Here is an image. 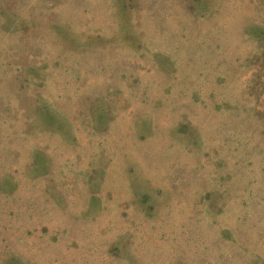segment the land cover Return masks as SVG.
Segmentation results:
<instances>
[{
  "label": "rangeland",
  "instance_id": "374dc122",
  "mask_svg": "<svg viewBox=\"0 0 264 264\" xmlns=\"http://www.w3.org/2000/svg\"><path fill=\"white\" fill-rule=\"evenodd\" d=\"M0 264H264V0H0Z\"/></svg>",
  "mask_w": 264,
  "mask_h": 264
}]
</instances>
